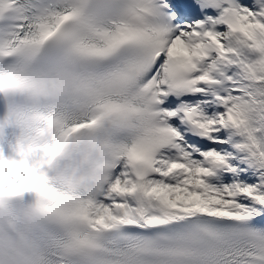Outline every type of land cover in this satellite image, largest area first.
<instances>
[{
  "label": "snow or ice",
  "instance_id": "snow-or-ice-1",
  "mask_svg": "<svg viewBox=\"0 0 264 264\" xmlns=\"http://www.w3.org/2000/svg\"><path fill=\"white\" fill-rule=\"evenodd\" d=\"M50 88L91 101L51 118L52 155L117 134L94 193L46 207L72 228L52 264H264V0H0V91Z\"/></svg>",
  "mask_w": 264,
  "mask_h": 264
},
{
  "label": "clouds",
  "instance_id": "clouds-1",
  "mask_svg": "<svg viewBox=\"0 0 264 264\" xmlns=\"http://www.w3.org/2000/svg\"><path fill=\"white\" fill-rule=\"evenodd\" d=\"M90 104L82 91L71 89L0 91V171L13 164L26 167L42 176L48 189L0 196V264H52L55 242L72 243L71 226L45 209L68 207L94 193L111 171L109 145L117 134L105 122L69 137L52 155L47 149L58 143V132L50 120L64 116L72 123ZM62 251L70 261L75 257L71 249Z\"/></svg>",
  "mask_w": 264,
  "mask_h": 264
}]
</instances>
